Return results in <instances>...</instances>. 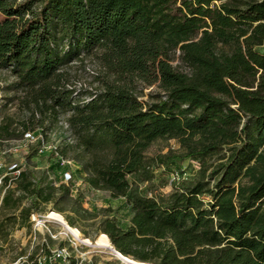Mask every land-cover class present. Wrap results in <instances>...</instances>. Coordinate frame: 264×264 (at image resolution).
I'll use <instances>...</instances> for the list:
<instances>
[{"label": "trees", "instance_id": "trees-1", "mask_svg": "<svg viewBox=\"0 0 264 264\" xmlns=\"http://www.w3.org/2000/svg\"><path fill=\"white\" fill-rule=\"evenodd\" d=\"M0 13V68L12 70L31 114L12 129L0 105V141L65 117L71 135L54 152L59 165L72 160L84 183L130 199L127 228L101 223L124 256L264 264V0H0ZM90 57L98 87H72L67 68ZM140 85L157 91L143 101ZM159 140L179 143L172 162L192 158L202 168L167 195H141L129 178L147 180L165 162L147 157ZM12 171L0 197V251L41 204L58 206L72 192L28 165Z\"/></svg>", "mask_w": 264, "mask_h": 264}, {"label": "rangeland", "instance_id": "rangeland-1", "mask_svg": "<svg viewBox=\"0 0 264 264\" xmlns=\"http://www.w3.org/2000/svg\"><path fill=\"white\" fill-rule=\"evenodd\" d=\"M3 20L4 16L0 13V22ZM173 65L181 70L185 69L178 59L173 61ZM67 72L71 76V85L77 89L90 90L99 85L96 77L100 69L97 60L92 57L87 58L84 63L80 61L73 63L67 68ZM16 82V76L10 68H0L2 117L12 122V129L19 127L31 117L29 110L21 103L23 93L16 88ZM139 91L140 99L147 101L157 91V87L140 85ZM28 133L35 136L34 141L27 139V134L23 139L0 141V197L4 195L2 189L4 178L18 174L12 171L16 165L22 170L28 165L37 173L45 171L57 187L66 183L72 192L70 196L59 200L58 206L54 203L41 204L38 210L31 213L25 226L15 228L0 251V264H30L32 260L43 259L49 251L51 254H57L60 249L63 250V258L55 261V264H69L72 259L76 260V264H123L114 253L82 244L70 235L64 236L63 227L56 225L55 222L54 224L47 217L51 212H56L61 214L68 224L69 219H73L75 224L69 225L77 228L84 239L95 242L103 233L101 223L105 218H115L123 228L130 225L133 216L130 199L114 198L110 192L93 189L84 183L81 167L72 160H63L62 165H59L58 154L54 155V152L58 148L61 149L71 135L65 117L57 124H48L47 129L39 128ZM39 139H42L44 151H39L28 158L31 148ZM180 151V145L176 140L157 141L147 152V157L156 161L162 156L165 162L153 165L147 180L142 181L131 176L129 179L133 188L138 189L141 195H167L173 191L176 181H191L197 178L202 168L200 161L188 158L172 162L169 158ZM224 155L226 151L208 159V165H213ZM66 173L71 175L68 181L65 180ZM23 203L28 206L30 200L25 199ZM58 207L63 211H58ZM77 207H80V213L74 211Z\"/></svg>", "mask_w": 264, "mask_h": 264}, {"label": "bare ground", "instance_id": "bare-ground-1", "mask_svg": "<svg viewBox=\"0 0 264 264\" xmlns=\"http://www.w3.org/2000/svg\"><path fill=\"white\" fill-rule=\"evenodd\" d=\"M47 219H50L51 221L55 222L57 225L62 226L64 229V236H72L76 241L82 243V244H86L89 246H93L96 248H99L103 251H109L111 253L116 254V256L122 261L123 264H145L142 262H138L137 260L131 258V257H127L124 256L123 254H118L115 249L113 244L111 243L108 235H106L105 233H102L101 236L95 241H91L90 239L87 238H83V236L81 235V232L77 229L74 228L72 226H70L66 219H64V217L56 212H51Z\"/></svg>", "mask_w": 264, "mask_h": 264}, {"label": "built area", "instance_id": "built-area-1", "mask_svg": "<svg viewBox=\"0 0 264 264\" xmlns=\"http://www.w3.org/2000/svg\"><path fill=\"white\" fill-rule=\"evenodd\" d=\"M72 87H74V86H72ZM75 88H77V87H75ZM26 138L27 139H31L32 141L35 140V136L32 133H27ZM40 151L43 152L44 148L42 147V149ZM15 167H13L12 170ZM69 179H71V175L69 173H66L65 180L68 181ZM62 258H63V250L60 249V250H58L57 254H51L50 251H49L48 255L45 256L43 259H40L39 262L42 263V264H55L54 263L55 261H57L58 259H62Z\"/></svg>", "mask_w": 264, "mask_h": 264}, {"label": "water", "instance_id": "water-1", "mask_svg": "<svg viewBox=\"0 0 264 264\" xmlns=\"http://www.w3.org/2000/svg\"><path fill=\"white\" fill-rule=\"evenodd\" d=\"M115 251L118 253V254H121L115 247H114Z\"/></svg>", "mask_w": 264, "mask_h": 264}]
</instances>
